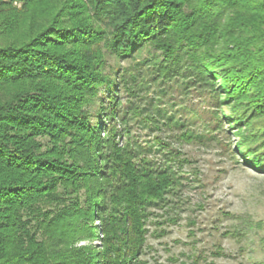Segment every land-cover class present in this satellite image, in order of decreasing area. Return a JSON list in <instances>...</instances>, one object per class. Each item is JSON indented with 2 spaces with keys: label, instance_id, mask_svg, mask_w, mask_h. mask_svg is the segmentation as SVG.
<instances>
[{
  "label": "trees",
  "instance_id": "obj_1",
  "mask_svg": "<svg viewBox=\"0 0 264 264\" xmlns=\"http://www.w3.org/2000/svg\"><path fill=\"white\" fill-rule=\"evenodd\" d=\"M143 47L163 80L210 95L264 172V0H0V264L146 263L187 161L159 135L119 141L128 112L153 131L184 125L158 103L123 107L106 55Z\"/></svg>",
  "mask_w": 264,
  "mask_h": 264
},
{
  "label": "rangeland",
  "instance_id": "obj_2",
  "mask_svg": "<svg viewBox=\"0 0 264 264\" xmlns=\"http://www.w3.org/2000/svg\"><path fill=\"white\" fill-rule=\"evenodd\" d=\"M106 58L127 79L119 92L123 107L129 101L139 106L151 101L167 107L184 124L153 131L130 118L131 112L124 122L113 120L124 131L120 142L128 136L145 145L159 135L187 161L175 166L181 183L172 198L176 207L154 209L157 216L148 224L145 264H264V172L243 161L236 148L240 137L235 126L221 117L215 101L198 85L187 78L163 80L157 75L148 47L132 56ZM104 93L101 88L100 95ZM181 131L189 132L192 139H180ZM92 224L97 225V220ZM92 242L99 244V238Z\"/></svg>",
  "mask_w": 264,
  "mask_h": 264
}]
</instances>
